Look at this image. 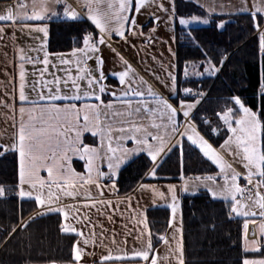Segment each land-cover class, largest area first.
<instances>
[{
  "label": "snow or ice",
  "instance_id": "snow-or-ice-1",
  "mask_svg": "<svg viewBox=\"0 0 264 264\" xmlns=\"http://www.w3.org/2000/svg\"><path fill=\"white\" fill-rule=\"evenodd\" d=\"M150 3H156V0H31V14H29L27 0H16L14 5L6 7L4 14H0V22L23 23L30 32L43 33L44 37H47L49 32L46 21L51 20L53 16L60 17L65 23L78 24L81 23V17L86 15L95 29L98 30L96 34L87 32L85 29L78 30L81 35L77 37V41H82L83 47L74 48L72 56L77 57V69L78 72H83V75H78L76 79L71 81L76 91V94L71 96L60 95L59 89H57V94H53L52 89L49 88L47 97L41 94L38 100H30L25 92L26 70L23 62H31L32 58L25 56L23 50H20L22 63L19 72L21 84L18 99L22 105L29 106L19 108L20 119L18 125L14 126L15 132L12 142L7 145L0 144V155H6L8 152L18 154L19 190L17 195L22 199L34 197L35 203L46 210L39 213L40 215L62 214L65 221L79 222V217L67 210L69 207L75 209V206L62 205L60 203L61 195L75 199L78 197V185L81 182L84 185H95L99 188V181L104 177L113 180L111 187L115 188L113 178L118 177L123 165L141 152L146 153L152 162V168L145 175L156 177L159 158L171 151L172 148H180L182 152L184 143L187 141L198 148L202 156L211 164L218 167L219 172L215 175L209 174L203 177H188L187 179L181 174L182 190L188 192L190 186L199 187L203 185L213 199H222L229 205L230 215L245 217L243 251L244 253L260 252L261 248H264V223L259 226L260 238L256 239V233L253 232V238L249 239L247 218L255 215V213L249 209L246 203L242 202L245 193H249V200L252 199L251 189L239 186L238 180L241 178V173L236 171L222 153L214 147L213 143L201 134L197 125L192 122L193 110L207 97V93L183 88L182 91L185 96L192 97L194 102L186 103L181 100L178 106H174L168 98L157 93L151 85H148L143 77L136 78L134 68L120 56L110 43L113 33L123 40L127 39L126 33L129 32L133 36H142V29L137 28L136 17L131 13L134 11L139 14L141 9ZM169 3L171 9L165 8L162 2L157 3V6L161 11L171 12L169 20H172L176 16L175 0H169ZM58 7L62 9V13L56 11ZM236 11L248 13L252 17L253 26L259 37V52L264 54V28L261 27V22H264V0L254 2L251 9L247 7L246 0H242V7ZM213 12H215V8H210L208 15L211 16ZM155 19L158 21L159 17H155ZM29 21L39 23L30 25L28 24ZM209 22V19H201L195 15L190 18L179 19V24L184 26L194 23L208 24ZM226 24L227 21L220 19L216 26L224 29ZM151 31H155V29ZM2 32L3 28L0 27V33ZM189 39L195 43V37L191 36L190 33ZM100 46L111 48L124 64L122 71L113 73L124 87L119 95L116 91H111L110 95L113 99L107 103L103 100V96L109 90L107 85L103 83L106 76L103 72L104 61L98 55L101 51ZM48 55L45 52L44 65L49 63ZM93 57L96 58L98 66L97 75H93L90 68L80 67L81 64L86 66L87 60ZM225 59L227 57L220 61L221 67ZM61 62L68 64L71 61L61 57ZM206 64L207 66L201 65L203 72L196 70V64H191L193 69L191 73L188 70L189 65L186 64L183 75L186 78L190 75L203 76L205 73L212 76L220 70L210 57L207 58ZM167 77L171 83L170 85L166 84V87L175 91L176 76L168 71ZM85 78H87V84L91 91L84 92L82 97L79 94L80 88L77 81ZM97 85L99 86L98 90L95 88ZM141 86H146V91L141 90ZM260 92L264 96V82L260 84ZM89 97H94L96 103L83 102L80 107L77 106L76 102L85 101ZM146 97L151 98L154 106L146 101ZM229 101L233 106L230 107L228 103H225L215 113L216 126H212V121L206 117L202 118V121L211 128L210 135L214 137H219L221 131L226 130L228 135L220 148L234 146L235 151L232 154L241 160L243 167L247 170V175L244 178L249 185L253 184L254 177H259L254 185L257 191L256 199L253 202L259 209V216L264 217V194L259 192V188L264 186V106L259 110H253L246 106L239 97H231ZM142 112L150 113L153 117H159L161 120L166 119V124H157L153 120L151 125L155 129L163 127L165 134H153L141 122ZM180 113L183 115L184 123L178 119ZM85 132H90L94 137H99V145L92 146L84 143ZM129 141L133 144L131 148L127 147ZM73 157H78L84 162L86 169L84 174L76 172L72 167ZM101 162H106L107 172L101 170ZM42 170L47 172V178L41 176ZM218 178L223 179L222 186L216 183ZM197 181L199 184L194 183ZM25 185L28 186L27 190ZM141 187L151 188L161 199L165 198V194L159 192L153 185L142 184ZM167 187L171 199L168 207L171 208L173 220H175L178 208L177 186L169 184ZM238 196L241 198L238 199ZM5 197L6 189L4 186H0V198ZM86 199H92V197L88 195ZM141 216L143 217L141 222L147 229V218L143 213ZM23 226L26 227V225ZM171 226L173 225L170 224ZM15 231L16 228L13 227L12 232ZM60 231L64 234L76 233L77 237L82 236V233L78 232L71 222L62 223ZM177 232H182V228H177ZM161 239L164 238L161 237ZM89 242L87 238L82 240L85 246ZM79 243L81 241L77 240V244L72 247V264H80L82 256L86 254L84 248L77 246ZM153 250L152 237L149 233L144 247L134 249L131 255L148 262ZM107 251L108 255L102 257L101 264H110L116 260L123 264L124 259L128 256V253L123 249L120 250L122 255L116 256H113L112 249ZM87 254L94 255V253ZM175 254L178 264H184L182 239L177 241ZM151 264H158L156 257H151ZM242 264H264V258H244Z\"/></svg>",
  "mask_w": 264,
  "mask_h": 264
},
{
  "label": "trees",
  "instance_id": "trees-1",
  "mask_svg": "<svg viewBox=\"0 0 264 264\" xmlns=\"http://www.w3.org/2000/svg\"><path fill=\"white\" fill-rule=\"evenodd\" d=\"M175 8L177 16L201 14L198 8L184 0H175ZM220 19L227 21L224 29L216 26ZM209 21L208 24L188 28L176 26V66L181 88L192 86L207 93L191 119L201 134L217 146L226 130H222L219 137H214L202 118L206 117L212 121V126H216L215 113L225 103L233 106L229 101L231 97H239L253 110L264 106V96L260 92V84L264 82V54L259 52L257 32L248 13L214 16ZM79 29L88 30L89 26L82 19L78 24L53 21L49 30V50H68L80 46L82 41H77L81 35ZM189 33L195 37V43L189 39ZM209 57L220 69L215 75L205 73L187 78L183 75L186 64L190 73L193 63L197 65L196 70L203 72ZM224 57L227 59L221 67L220 61ZM84 142L93 140L85 136ZM151 165L145 154H139L122 166L118 177L114 178L118 194L129 193L140 182H177L181 174L184 177H203L217 173L216 166L188 142L184 143L182 152L173 148L158 164L156 177L147 178L145 174ZM17 182L16 153L0 155V186L6 189V197L0 198V264L71 262L76 236L60 231L62 223L59 214L31 217L36 204L33 200L16 198ZM180 209L184 264H242L244 258L264 257V248L260 252L244 253L245 218L230 215L229 205L222 199H213L207 190L183 193L180 196ZM146 218L155 249L166 231L169 209L150 208L146 211ZM13 227L16 228L15 232H12Z\"/></svg>",
  "mask_w": 264,
  "mask_h": 264
},
{
  "label": "crops",
  "instance_id": "crops-1",
  "mask_svg": "<svg viewBox=\"0 0 264 264\" xmlns=\"http://www.w3.org/2000/svg\"><path fill=\"white\" fill-rule=\"evenodd\" d=\"M184 1L193 4L200 10L201 14L194 13L190 15L177 16L176 12V16L172 20H169L171 12L161 11L157 6V3L162 2L165 8L171 9L169 0H156V3H150L142 8L139 14L135 13L134 11L131 13V15L136 17L137 28L142 29V36H133L129 32L126 33L127 39L123 40L113 33L112 40L110 41L112 47H114L120 56L126 59L134 68L136 72V78L143 77V79L147 81L148 85H151V87L157 93L162 94L165 98H168L174 106L179 105L180 101L178 100V96L183 89L179 86L177 79L175 48L176 26L179 25L181 27L188 28L189 26L205 25L201 23L184 26L179 24V19L190 18L193 15L198 16L201 19H209L214 16H229L244 13L234 11V0ZM27 2L29 3L28 13L31 14V0H27ZM15 3L16 0H0V14H4L6 7L12 6ZM210 8H215V12H213L211 16L208 15V10ZM56 11L62 13V9L59 7L56 8ZM155 17H159V20L157 21ZM81 19L85 21L90 29L98 33V30L95 29L94 25L88 20L86 15L82 16ZM60 20H62L60 17L53 16L51 20L46 21L49 30L53 21ZM36 23L39 22H28L30 25H35ZM263 26L264 23L261 25V27L263 28ZM0 27L3 28V32L0 33V144L7 145L12 142L15 132L14 126L18 125L20 119L19 108L21 106H29L22 105L18 99L19 87L21 84L19 72L20 64L22 63L20 60V50H23V54L25 56L32 58L31 62H23L24 69L26 70V80L24 82L26 95L30 100H38L41 94H43L45 97L48 96L49 88L52 89L53 94H57V89H59L60 95L71 96L76 94L75 87L71 81L76 79L78 75H83V72H78L76 64L77 57L72 56V50L77 47H83V44L68 50L50 51L49 32L48 36L44 37L43 33L34 31L30 32L23 23L19 22H0ZM152 29H155V31H151ZM45 41L46 43H44ZM100 49L101 51L98 55H100L104 61L103 72L106 76V79L103 81V83L107 85L109 90V92L103 96V100L107 103L113 99V97L110 95L111 91H116L117 95H119L124 87L119 83L118 77L113 75L115 72L122 71L124 69V64L111 50V48L107 46H100ZM45 52L49 54V63L47 65H44L43 63ZM61 57H63L64 60L71 62L68 64L62 63ZM170 65L171 68H169ZM80 67L90 68L93 75L98 74V66L95 57L87 60L86 66L81 64ZM168 71H171L176 76L177 84L175 91H171L170 87H166V84L170 85L171 83L167 77ZM65 81H68V83H65ZM77 83L80 88L79 94L82 97L84 92L91 91L87 84V78L78 80ZM98 87V85L95 86L97 90ZM141 90L146 91V86H141ZM146 101L154 106L151 98L146 97ZM83 102L96 103L94 97H89L85 101L76 102L77 106L80 107ZM194 111L195 109L193 112ZM140 119L141 122L153 132V134H165V129L163 127L160 129H155L152 128L151 125L153 120H155V123L157 124H166V119L161 120L159 117H153L150 113L144 112L141 113ZM178 119L181 123H184L182 113L178 114ZM85 136H89L93 142L84 143L92 146L99 145V137H94L90 132H85L83 141ZM188 143L190 144V142ZM127 147H133L131 141L127 143ZM214 147L216 146L214 145ZM178 149L180 150V148ZM169 152L163 154L162 157L159 158L158 164ZM139 154H145L147 156V154L144 152L138 153L137 155ZM16 155L18 167V154ZM75 163L77 166H75ZM72 167L78 173L84 174L86 172L84 162L78 157L72 158ZM100 167L102 171H108L106 162H101ZM216 168L218 169V167ZM41 176L47 178V172L42 170ZM147 178L153 177L151 175H147ZM187 178L188 177H185V179ZM103 179H107V177H104L99 181V188H97L95 185H84L83 182H81L78 185V197L75 199L61 195L60 203L62 205H74L75 209L69 207L67 210L79 217V222L65 221L63 215L59 214L61 223L71 222L77 228L78 232L82 233V236L80 237H77L76 233H72L76 236L73 245L77 244V240H80L81 243H79L77 246L84 248L86 253L82 256L80 264H101L102 257L108 255V249H112L113 256L122 255L120 250H125L128 253V256L124 259L123 264H151V257L153 256L157 258L158 264H178L175 249L177 241L182 239V232H177V228H182L180 196L183 193H191L200 189H207L205 187L194 189L196 187L190 186L189 191L184 192L181 187L183 181L180 179L177 182H140L129 193L120 195L117 192L116 185L115 188L111 187L113 180L108 179L109 181L105 182ZM241 181L245 183L244 178H241ZM142 184L155 186L159 192H163L165 194V198L161 199L158 195H156V193L152 191L151 188H142ZM169 184H174L177 186L176 193L178 197V208L175 220H173L171 208L168 207V205L171 203L170 193L168 192L167 187ZM24 187L26 190L28 189L27 185ZM18 190L19 186L17 182L16 198L18 200L34 201V197L32 199L19 198L17 195ZM88 195H90L92 199H86V196ZM109 201L111 202L110 204L108 203ZM153 207L168 208L169 220L166 231L163 235L164 239H162L161 243L150 254L149 261L145 262L142 258L133 257L131 254L134 249L143 248L145 242L148 239L149 229L148 227L145 229L144 223L141 222L143 219L141 213L146 216V211ZM43 211L46 210L42 209L41 206L36 204V209L31 213L30 216H43L39 214ZM262 219L264 220L263 217L260 218V220ZM170 224L173 226L170 227ZM250 225L252 233L251 231H248V236H253V232H255V238H257L256 225ZM142 233L143 235H141ZM173 236H175V239H173ZM137 237H140V239H137ZM85 238L89 239L90 241L87 246L83 245L82 243V240ZM248 238L252 239L253 237ZM113 241H115V243H113ZM87 253H94V255H88ZM29 264H72V261L64 263L48 262ZM110 264H121V261L116 260L110 262Z\"/></svg>",
  "mask_w": 264,
  "mask_h": 264
},
{
  "label": "rangeland",
  "instance_id": "rangeland-1",
  "mask_svg": "<svg viewBox=\"0 0 264 264\" xmlns=\"http://www.w3.org/2000/svg\"><path fill=\"white\" fill-rule=\"evenodd\" d=\"M254 2H258V0H246V3H247V7L249 8V9H251L252 7H253V3ZM233 4H234V6H235V8H233L234 9V11H236V9H239L240 7H242V0H234L233 1ZM231 9V8H230ZM237 12V11H236ZM264 23V22H263ZM262 23V24H263ZM194 24H201V23H194ZM263 28H264V26H263ZM89 30H92V29H90L89 28ZM93 32H94V34H96V32L94 31V30H92ZM192 87V86H191ZM179 101H181V100H184V101H186V103H192V102H194L193 101V99H178ZM238 115H239V113H238ZM227 135H228V133L226 132V134H225V136L223 137V138H227ZM224 140V139H223ZM223 140L218 144V146H216V148H217V150L218 151H220L221 153H222V155L225 157V159L228 161V162H230L237 170L236 171H238V172H240L241 173V178L243 179L246 175H247V170L243 167V163L241 162V160L238 158V157H234V155L232 154L234 151H235V148H234V146H226L224 149H221L220 148V145L223 143ZM217 172H219V168L217 169ZM241 178L238 180V184H239V186L241 187V188H248V187H250L249 189H251V196H252V199L251 200H249L248 199V195H249V193H245L244 194V196H243V199H242V202L243 203H246L247 205H248V207H249V209L252 211V212H254L255 213V215H253V216H251V217H248L247 219H248V221H250V222H248V223H254L255 225H256V229H257V238L256 239H259L260 238V234H259V226H260V224H262V223H264V220L262 219V220H260V218H262L261 216H259V209H258V207L254 204V200L256 199V191H257V189L254 187V185L257 183V181L259 180V177H254L253 178V184L252 185H249L248 184V182H247V180L245 179V183H246V185H245V183H243L242 181H241ZM195 184H199V182L197 181V182H194ZM217 184H219V185H223V179L222 178H218L217 179V182H216ZM191 187H195V186H191ZM198 188H204V186L203 185H200L199 187H196V188H194V189H198ZM259 192L261 193V194H263V192H264V186H261L260 188H259ZM239 198H241V197H239L238 196V199ZM233 216H235V217H240V216H236V215H234V214H232ZM243 218H245V217H243ZM264 218V217H263ZM246 219V218H245ZM258 221H257V220ZM252 220V221H251ZM256 220V221H255ZM249 231V230H248ZM248 237H253V236H248ZM243 246H244V242H243ZM261 258H264V257H259V258H249V259H261Z\"/></svg>",
  "mask_w": 264,
  "mask_h": 264
},
{
  "label": "built area",
  "instance_id": "built-area-1",
  "mask_svg": "<svg viewBox=\"0 0 264 264\" xmlns=\"http://www.w3.org/2000/svg\"><path fill=\"white\" fill-rule=\"evenodd\" d=\"M87 32L94 33L92 30H89V29L87 30ZM188 88H191L194 92H203V91H198L195 87H188ZM204 93H206V92H204ZM178 98H180V99H193L192 97L185 96L183 91H181L179 93ZM248 188H250V187H248Z\"/></svg>",
  "mask_w": 264,
  "mask_h": 264
},
{
  "label": "bare ground",
  "instance_id": "bare-ground-1",
  "mask_svg": "<svg viewBox=\"0 0 264 264\" xmlns=\"http://www.w3.org/2000/svg\"><path fill=\"white\" fill-rule=\"evenodd\" d=\"M250 224H253V225H254V223H250ZM250 224H249V225H250ZM253 227H254V226H253ZM253 227H252V228H253ZM254 228H255V227H254ZM250 231H251V225L249 226V232H250ZM251 233H252V231H251Z\"/></svg>",
  "mask_w": 264,
  "mask_h": 264
}]
</instances>
